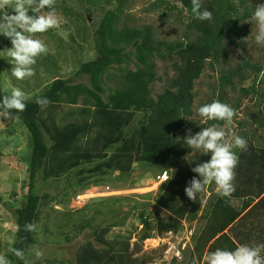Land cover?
Segmentation results:
<instances>
[{
  "label": "trees",
  "instance_id": "obj_1",
  "mask_svg": "<svg viewBox=\"0 0 264 264\" xmlns=\"http://www.w3.org/2000/svg\"><path fill=\"white\" fill-rule=\"evenodd\" d=\"M79 1L94 5L86 6V10H99L95 7L98 0ZM110 1L107 0L108 3ZM126 1L117 0L113 9L102 12L99 17L98 26L93 31L97 56L83 62L74 73L78 78L85 76L87 83L74 81V77L57 78L43 93L28 98L23 112L11 110L12 118L19 120L20 125L29 131L31 142L29 156L20 158L26 163L29 173L28 183L22 190L25 203L23 206L17 204L13 210L16 236L12 249L21 250L23 256H15L11 249L7 255L11 264H23L24 256L37 244L35 231H26L25 225L37 224L42 207L47 204V195H40L39 178L58 179L73 170L78 175V181H85L94 175L108 176L116 171L130 176L136 171L137 164L157 167L162 170L161 173L172 169L169 180L163 183L166 185L163 186L164 193L156 202L158 210L154 219L144 213L140 215L144 231L133 248L131 236L118 237V240L108 243L105 237L109 229L93 228L97 241L104 247L97 249L87 243L76 253L75 260L76 264L152 263V255L136 257L141 250V242L153 237L152 231L157 228L178 232L183 221L195 220L202 208L198 199L190 200L184 191L187 183L198 175L191 169L210 159L205 154L199 162L193 160L190 164L186 161L192 150L184 144V137L189 131L187 119L194 115L196 81L208 67L215 70L217 63L220 77L215 100L229 104L237 112L239 102L228 101L227 88L234 90L237 85H243L250 78L257 79L261 72L264 73V67L244 53L239 57V63L229 67V47L243 45L245 37L251 32L250 27L242 24L250 16L246 0H202V9L212 13L211 20L203 21L193 17L191 0H179L192 20L187 26L190 33H185L183 39L176 41L157 39L151 25L120 28L119 18ZM59 3L60 0H56V11L61 8L73 11L71 7ZM44 10L47 12V9ZM83 20L87 24L88 18ZM79 27L83 31L79 33H85L86 28ZM8 44L11 45V42ZM157 59L171 62L174 75L167 79L163 92L154 97L152 85L163 80L158 76ZM259 88L255 84L247 88L242 86L239 92L244 95L259 94L263 100L264 91L260 92ZM9 93L10 90H5L0 84V96ZM37 96L47 97L50 104L42 110L35 103ZM251 119L257 128H264L261 109ZM135 120H138L137 126H133ZM214 123L223 125L224 122L208 121L207 124ZM239 125L245 126L243 123ZM199 131L200 128L196 129V132ZM240 136L252 144L248 131H243ZM255 149L258 155L248 159L238 151L237 166H240V157L243 156L242 162L249 163L245 164V168L249 165L253 168L249 170L251 174H247L259 177L264 171V146L252 144L246 151L255 152ZM2 158L0 149V168ZM89 165L92 166L87 167ZM95 182L100 180L95 179ZM253 183L250 186H255ZM258 184L261 192L264 181L259 178ZM251 193L255 196L248 199L246 207L259 193L248 189L235 197ZM231 200L218 197L216 202L209 204L202 216L205 225L199 232L190 259L195 256L202 260L207 251H215L218 247L232 250L237 246L229 232L223 233L242 214V210L236 209ZM165 212L166 216L162 217L161 213ZM251 223L252 220L246 224L238 222L229 229L230 233L239 236L240 230L249 229ZM86 225H80V229L83 231ZM237 226L239 229H236ZM220 233L222 235L217 237ZM239 242L242 244V241Z\"/></svg>",
  "mask_w": 264,
  "mask_h": 264
},
{
  "label": "rangeland",
  "instance_id": "obj_2",
  "mask_svg": "<svg viewBox=\"0 0 264 264\" xmlns=\"http://www.w3.org/2000/svg\"><path fill=\"white\" fill-rule=\"evenodd\" d=\"M116 1L111 0L108 3L107 0H98L95 7L99 10L92 12L85 9L86 6L94 7L92 4L79 0H60L59 4L71 7L73 11H68L67 8L57 10L60 21L58 26L46 33L36 35V38L42 39L48 46V51L37 58V64L34 66L35 76L23 81L16 80L11 76L10 67L12 68V65L8 62L5 51L11 46L8 44L10 40L0 36V84L2 87L10 91L13 87H19L30 98L43 93L45 88L57 78L74 77V81L87 83L88 80L85 76L78 78L74 76V73L83 62L90 61L97 56L93 31L98 26L101 13L113 9L117 5ZM261 3H264V0H246L245 5L249 8L250 16L242 24L250 27L251 32L245 37L243 45L229 47V67L239 63V57L244 54L264 67V46L256 45L254 42L253 36L257 26L251 19L255 7ZM9 11L11 10L9 9ZM86 17L88 18L87 24L83 20ZM191 20L192 16L183 8L179 0H127L118 25L120 28L151 25L157 39L176 41L183 39L185 33H190L187 26ZM79 26L86 28L85 33H79L83 32ZM156 64L158 76L163 80L152 85L154 97L163 92L167 79L174 75L171 62L165 63L157 59ZM131 67L134 68L133 65ZM218 70L219 65L215 63V70L208 67L195 83L194 115L187 119L188 130L192 134L197 133L196 129L198 128L212 125L207 124L208 121L205 122L197 114V109L217 97L216 86H218L220 77ZM254 84L260 87V92L264 91L263 72L257 79L250 78L243 85H237L234 90L227 88L228 101L239 102L238 114L231 127L239 135L243 131H248L251 135L249 140L253 145L264 146V128H257V124L253 123L251 119L253 114L260 109L264 113V99L262 100L259 94L244 95L239 92L242 86L247 88ZM260 102L262 104L258 107L257 104ZM239 123H243L245 126L242 127ZM137 124L138 120H135L133 126H137ZM247 142L248 147L252 145L249 141ZM0 145L3 152V162H1L0 168V254L7 257L13 248L16 236L13 210L17 204L23 206L25 203V195L22 190L28 183L29 173L26 163L21 162L20 158L26 159L29 156L31 150L29 131L20 125L19 120L12 117L5 118L0 114ZM242 153L247 156V159L258 155L257 149L255 152L242 151ZM204 156L203 153L192 152L187 155L186 161L190 164L193 160L199 162L204 159ZM242 157H240V166L235 169L236 191L231 197L233 206L238 210L243 208L242 200L235 196L242 191V187L244 186L248 190L254 180L253 184L258 189L260 187L258 179L261 178L264 181V171L263 175L259 177L247 174L248 172L251 174L249 170L253 168L249 165L246 169L245 164L247 163L246 161L242 162ZM137 166L136 175L130 176L116 171L108 176L94 175L89 176L85 181H78V175L73 170L58 179L39 178L40 195H47V204L42 207L41 219L36 224L38 226L35 231L37 244L24 256L23 264H76V253L85 244L91 243L97 249L104 247V244H99L97 241L93 228H108L109 233L105 237L108 243L118 240V237L131 236L130 244L133 248L139 235L144 231L140 215L144 213L146 217L150 215L151 219H154L158 210L156 202L164 193L163 186H166L165 184L161 185L157 178L162 170L145 164H137ZM239 175L244 182L242 185H239ZM95 179H99L100 182H95ZM218 197L214 183L206 186V191L201 193L200 199L197 194V199L202 203L198 217L195 220L183 221L182 227L175 233L161 231L160 228L153 230V237L141 242V250L136 254V257L152 255L154 260L150 264H190L192 260L190 257L194 247L196 248L199 232L205 225V218L202 216L208 210L209 204L216 202ZM166 213H161V216H166ZM257 214L259 218V210H257ZM248 217L242 218L240 215L234 221L237 223L249 222L253 219L251 227L240 230L239 236L236 233H230V227L223 232H229L237 245L240 244L238 240L242 241V244L263 243L262 234L264 231H262L260 223L255 221L252 215L250 218ZM80 225H86L83 231L80 229ZM89 225L92 227H88ZM236 229L239 227L237 226ZM221 235L222 233L217 237ZM36 250L40 251V256L35 254ZM207 254L208 251L204 253L202 260L198 258V264H205L204 258Z\"/></svg>",
  "mask_w": 264,
  "mask_h": 264
},
{
  "label": "clouds",
  "instance_id": "obj_3",
  "mask_svg": "<svg viewBox=\"0 0 264 264\" xmlns=\"http://www.w3.org/2000/svg\"><path fill=\"white\" fill-rule=\"evenodd\" d=\"M55 5L56 0H0V36L8 38L11 42V47L5 51L8 62L12 65L10 74L16 80L23 81L35 76L34 66L37 64V58L47 53L48 46L42 39L36 38V34L46 33L58 26L60 21ZM191 5V13L195 19H212V13L202 9V0H191ZM44 9H47V12H43ZM251 19L257 26L253 36L254 42L264 46V3L255 7ZM27 99V94L21 88L13 87L9 94L0 96V114L11 118V110L23 112L27 107ZM35 103L43 110L50 104V100L37 96ZM197 114L205 122L224 123L203 127L195 134L189 130L184 137V144L192 152L210 156L207 162L198 163L191 169L198 175L187 183L185 194L190 200L196 201L197 194L200 199L201 193L206 191V186L214 183L219 197L231 198L236 191L235 169L239 163L238 151H246L248 147L247 140L231 127L237 115L236 109L217 99L199 106ZM164 172L168 173L169 180L172 169ZM37 228L34 223L25 225V230L29 232L36 231ZM12 251L15 256L22 258L21 250ZM35 254L41 255L39 250H36ZM204 260L205 264H264V243L238 244L232 250L218 247L215 251L208 252ZM0 264L11 262L5 255L0 254ZM190 264H198L197 257L194 256Z\"/></svg>",
  "mask_w": 264,
  "mask_h": 264
},
{
  "label": "crops",
  "instance_id": "obj_4",
  "mask_svg": "<svg viewBox=\"0 0 264 264\" xmlns=\"http://www.w3.org/2000/svg\"><path fill=\"white\" fill-rule=\"evenodd\" d=\"M255 162H256V160H255ZM257 163L259 164V161ZM239 177H240V175H239ZM242 184H244V182H243V180H241V177H240L239 185H242ZM248 189L254 190L255 192L259 193V195L254 199V201H252L246 207H245V203L248 201V199L250 197H254L255 195H252V193H251V194H248L245 196L242 195L241 197H239V199L242 200V206H243V208L241 209L242 210L241 217L243 218V217L252 215L253 216L252 218H254L255 221H258L260 223V226L263 229L262 231H264V189L261 192H259L260 189L259 188L257 189L255 186H250V187H248ZM241 190H242V192L245 193L247 188H245L243 186ZM260 209L262 210L261 212H260ZM257 210H259V213H260L259 218H258ZM235 223H237V222H235ZM246 223H248V222H246ZM246 223L244 222V224H246ZM234 225H235L234 223L230 224L229 227L233 228ZM262 241L264 243V232L262 234Z\"/></svg>",
  "mask_w": 264,
  "mask_h": 264
},
{
  "label": "built area",
  "instance_id": "obj_5",
  "mask_svg": "<svg viewBox=\"0 0 264 264\" xmlns=\"http://www.w3.org/2000/svg\"><path fill=\"white\" fill-rule=\"evenodd\" d=\"M159 178V181L160 183H163L165 181L168 180V173L167 172H164L161 176L158 177Z\"/></svg>",
  "mask_w": 264,
  "mask_h": 264
},
{
  "label": "water",
  "instance_id": "obj_6",
  "mask_svg": "<svg viewBox=\"0 0 264 264\" xmlns=\"http://www.w3.org/2000/svg\"><path fill=\"white\" fill-rule=\"evenodd\" d=\"M136 173H137V172L135 171V172H133V174H132V175H136Z\"/></svg>",
  "mask_w": 264,
  "mask_h": 264
}]
</instances>
